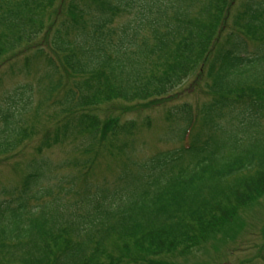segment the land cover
<instances>
[{
  "label": "trees",
  "instance_id": "1",
  "mask_svg": "<svg viewBox=\"0 0 264 264\" xmlns=\"http://www.w3.org/2000/svg\"><path fill=\"white\" fill-rule=\"evenodd\" d=\"M235 2L0 0V69L29 76L0 97V163L35 139L0 190V264H186L248 241L244 216L264 206V0ZM183 93L196 100L176 105ZM161 106L160 141L177 145L129 159L136 131L164 126L124 117ZM52 149L72 171L53 182ZM105 155L121 174L89 184Z\"/></svg>",
  "mask_w": 264,
  "mask_h": 264
},
{
  "label": "rangeland",
  "instance_id": "2",
  "mask_svg": "<svg viewBox=\"0 0 264 264\" xmlns=\"http://www.w3.org/2000/svg\"><path fill=\"white\" fill-rule=\"evenodd\" d=\"M240 0H236L235 3L238 2L239 4ZM243 1V0H241ZM250 45H248V49L253 50V46L251 42H249ZM13 68L8 69L7 67H3L0 69V97H2V93L5 90H11L16 85V83H21L26 80H28L29 76L25 74L23 70H17L13 72ZM49 69L46 63L43 60H40L35 68V76L41 77L45 70ZM4 96V95H3ZM190 100H196V97L190 96ZM106 114L104 111H101L100 117L104 118ZM147 115L151 117V119L154 120V122H159V126L162 127L161 129H147L145 127L141 128L139 131L135 132V135L133 136V139L135 141V146L138 147V155H150L152 153H155L156 150H165L169 148H173L177 145V142H174L173 144L168 143H161V136H158L165 130L164 120H163V113L161 109L158 107L151 109L149 112H142V113H129L127 114L124 119H133L138 124L145 123ZM39 123L36 125L38 129H40L42 126L48 125V122L46 120L45 114L41 116ZM162 124V125H161ZM262 124L264 126V119H262ZM156 130H159L156 132ZM168 137H166L167 139ZM168 140V139H167ZM34 146H35V139L32 141H29L25 148L21 151L20 154H17L15 157L11 158L6 164L4 161L0 163V190L8 189V187H11L18 179L19 175L14 174V171L11 169V165L13 163H19V169L17 170L19 174H21V170H24L27 163L30 162L32 157L34 156ZM54 150V149H52ZM69 148H67L65 151H68ZM49 160L52 161V163L56 166L57 163H60L63 161L66 157L70 156L69 154H64L60 150H54L52 152H46L45 155ZM39 158V157H38ZM68 159V158H67ZM120 165L121 161L118 159H111L107 158L104 161H101L100 163V169L96 172V176L93 175V182L94 183H100L101 181H98L100 178H104L107 181L114 180L117 175L120 173ZM54 166V167H55ZM54 169V168H53ZM72 173V171L68 168L63 169H54L51 174H48V177L53 176V181L62 178L63 174H69ZM106 175V176H104ZM5 196L1 195L0 193V201L3 200ZM264 204V198L261 201ZM257 208V207H256ZM255 208V209H256ZM256 212L254 210L248 211L247 215L244 216V220H246L245 225L247 224L248 228H245V237L248 238V241L244 242L243 244L236 245L238 248L237 250H228L229 245H223L219 251H216L215 254L213 251V242H210L207 246V252L199 251V253H196L194 256L189 257V260L186 262V264H199L200 262H206L208 264H264L258 254L254 255L250 258V256L255 252V247L257 244H253L254 235L253 233L259 232L260 226L257 225V222L259 220L264 219V206L258 211V216H252V214H255ZM260 240L262 239V235L258 237ZM219 246V247H220ZM223 252V254H222ZM207 253V254H204ZM262 254H264V251H262ZM256 257V258H254ZM188 259V258H187ZM179 261H182L180 259ZM185 264V263H184Z\"/></svg>",
  "mask_w": 264,
  "mask_h": 264
}]
</instances>
